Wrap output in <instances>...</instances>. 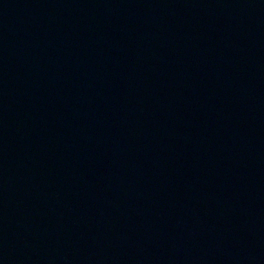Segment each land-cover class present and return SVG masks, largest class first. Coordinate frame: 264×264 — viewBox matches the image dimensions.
<instances>
[{"label": "water", "instance_id": "water-1", "mask_svg": "<svg viewBox=\"0 0 264 264\" xmlns=\"http://www.w3.org/2000/svg\"><path fill=\"white\" fill-rule=\"evenodd\" d=\"M0 264H264V0H0Z\"/></svg>", "mask_w": 264, "mask_h": 264}]
</instances>
